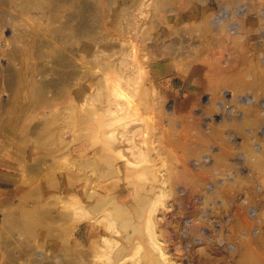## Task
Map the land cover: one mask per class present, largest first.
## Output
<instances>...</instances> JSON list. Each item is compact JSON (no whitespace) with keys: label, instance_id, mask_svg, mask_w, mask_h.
I'll list each match as a JSON object with an SVG mask.
<instances>
[{"label":"bare ground","instance_id":"1","mask_svg":"<svg viewBox=\"0 0 264 264\" xmlns=\"http://www.w3.org/2000/svg\"><path fill=\"white\" fill-rule=\"evenodd\" d=\"M214 1L221 3V6L223 4V15L219 13L221 15L219 18H216L212 6ZM239 2L241 1L151 0V3L150 1L148 3L146 0H0V144L3 143L4 132L19 126L18 136L22 143L27 145L34 142L38 150L37 157L31 158L34 162L22 166L26 167L23 171L25 169L28 171L26 173L28 175L22 172L23 178L38 174L44 179L48 177L49 181L60 171L65 175L62 179H67L65 184L74 185V188L65 185L64 188H68L66 193L68 190L70 195L75 194L77 190L75 184L78 183L76 180L82 179L84 182L80 184H83V187L81 185L80 187L83 189L79 188L78 191H85L86 194L81 193L87 197L81 202L78 199L80 203L77 205L80 192L78 197H75L76 194L70 196L71 199L66 195L69 200L64 199V201L62 197L64 205L58 208L53 199L55 200L59 192L56 186L51 185L55 178L49 181V186H45L42 180H36L35 182L38 183L32 188L34 181L27 180L31 186L28 185L29 190L24 189V191L32 195L31 203L22 201L26 194H22L21 188L22 192L19 191L23 196H20L18 204L13 203L7 212L0 213L2 215L0 264H13L14 261L23 259L24 255H28V259L21 264H117L123 256L133 253L131 248L132 250L140 248L141 245L132 246L137 244L138 233H142V224L147 227L146 230L144 228L145 231L148 229L150 231L151 238L148 237L151 242L148 244L150 243L149 247L152 246L153 251L152 254L150 253L152 256L149 254L152 259H147L150 258L147 257L148 255L144 257L147 260L145 262L144 259L145 264H163V259L171 264L172 256L168 255V250L172 240L165 237V230L160 227L155 215L153 216L157 209L153 208L147 214L145 208L150 203L153 204V201L162 199L160 197L166 194V183L170 184L173 181V174L176 172L174 169H177L179 160L167 146V139L161 136L162 127L160 125V128L157 127V123L162 120L160 116L165 118L166 110L164 112L160 110L164 109L162 100L165 95L163 96L162 91L150 83L153 81L150 77L144 79L146 70L143 72L145 68L139 63L137 55L141 53L138 47L146 43L148 34L157 26L154 22L155 17L165 23L168 15L175 18L182 17L183 14L188 17L184 27H180L176 22H170L169 28L175 39L172 38L168 43L166 41V44H162L164 55L173 58L174 63L182 62V64L186 59L185 56L188 55V59H193V62L198 56L196 46L200 42L194 36V30L202 33L204 31L205 36L210 32L211 27L215 28V31L218 28L223 31L229 30L233 20L226 17L225 9L229 10L235 7L233 4ZM197 5L202 7L198 8ZM220 11L219 9L218 12ZM199 13L202 17L200 24L197 23ZM139 14L144 18L149 17L145 30H143L145 19ZM236 18L240 19L237 14ZM32 23L33 26H29ZM242 24L239 21L237 27L233 26L240 32ZM186 34H189L187 46L184 45ZM203 35L201 34L200 37ZM202 39L204 40V37ZM206 39L208 40V37H205ZM119 42L126 43V47L116 48ZM176 43L179 46H176ZM108 46L114 50L106 51L105 47ZM127 47L130 50H126ZM165 67L166 64L164 65L166 71ZM162 103L163 108H160ZM34 110L44 112V115L35 123H20L27 113L35 112ZM158 111L163 112L164 115L159 116ZM151 112L156 115L155 119L154 115H150ZM117 117L121 118L117 120ZM123 117L131 119L122 120ZM78 120H81L80 123L84 126L90 122L87 124L88 127H92L96 132L93 135H97L95 136L97 145L91 152H86L85 144L86 151L83 150L85 153H75L79 140L82 142V138L89 134L88 131L93 132V129L90 130L87 126L82 128ZM119 120L124 123L118 124ZM91 122H95L96 127L90 126L93 125ZM73 123H78V127H81V129L77 127L79 132H75L76 129L72 126L76 125L71 126ZM69 126L74 131L72 133L71 129L69 130L71 135L75 136L67 140L65 133L68 132ZM85 128H88L87 132ZM155 130L158 131L156 134H154ZM150 133L156 135L155 138L161 137L164 141L158 138L159 141L155 139V143L152 140L155 146L150 144L151 138L150 142L145 138L150 137ZM92 138L89 140H92L93 144L95 140ZM176 143L174 142V145ZM23 145L21 152L24 150ZM25 150L20 154L26 155ZM33 151L35 150L32 149ZM163 153L175 159L170 165L166 163L169 165L168 169L174 171L173 173L161 168L163 163L169 161L165 159L169 156L164 157ZM49 154L53 155L52 163L50 161L48 163ZM63 158L66 161L64 165L59 166L58 162ZM25 159L26 157L24 161L27 162ZM21 164L24 162L19 161V165ZM181 170L179 168L177 172ZM122 171L123 173H120ZM183 172L186 170L184 169ZM117 173H120L118 176L121 175L122 178L125 175L122 182L126 179L127 183L129 182L127 186L129 184L131 186L130 191H134L132 192L134 196L129 192L131 197H134V199L130 198L131 201L123 198L124 195L111 194L112 189L115 188L110 189L108 182L109 179H114ZM142 175L147 176L148 180L144 186L137 181ZM133 177L137 182L131 181ZM64 180H62L63 184ZM111 184L115 186V183ZM139 190L141 195L136 197ZM45 194H53L50 197L52 201H45ZM58 197L57 199L60 198ZM75 201L77 206L74 204ZM157 201L158 205L161 201ZM156 203L153 205L155 206ZM84 217L90 221L88 222ZM80 218H84L88 225ZM77 221L87 225L86 231H83L84 240L77 236L80 229H76L80 224L75 226ZM49 240L47 246L51 248L46 250L47 247H44L43 242ZM40 247L44 248V252L37 255Z\"/></svg>","mask_w":264,"mask_h":264},{"label":"rangeland","instance_id":"2","mask_svg":"<svg viewBox=\"0 0 264 264\" xmlns=\"http://www.w3.org/2000/svg\"><path fill=\"white\" fill-rule=\"evenodd\" d=\"M146 1L148 3L150 1L151 3V0ZM240 1L241 2L238 4H233L235 7L229 10L225 9L227 13L224 12V14L228 19L233 20L232 24L234 23L233 25L236 27L239 25V21L242 22V30L239 32L232 24H230L232 28L229 26V30L227 29L225 31L220 28L215 31V28L211 27V33L208 32L205 36L203 35L204 31L202 33V31L195 29L194 36L198 38L197 41H200V44L198 43V46H196V55L198 56L196 57L197 60L195 58L193 62V59H188V55L185 56L186 59L183 64L182 62L174 63V60H172L173 58L164 55L165 50L162 44H166V41L168 43L172 38L175 39V36L171 34L169 28L171 23L176 22L180 27L186 25L184 22L188 17L183 14L181 15L182 17L176 16L175 18L168 15L165 19V23L157 17H155V19L152 18L157 26L153 28L151 31L152 33L150 32L148 34L146 43L142 44L144 49L147 48L142 50L141 44L138 47L140 50L139 53H141L137 55L139 63L145 68L143 72L146 70L147 74L144 75V79L150 77V79L153 80L152 82L150 81V83H153L157 89H160L163 96L165 95V98L162 97L165 99L162 100L164 101V109H160L163 112L166 110L165 115L163 112H157L159 116L160 114L164 115L165 120L160 116L162 120H160V123H157L158 125H155H157V127H159V125L162 127V131L160 132L161 136L163 139H167V146L177 157V160H179L176 167L177 169H174V171L176 170V174H173V181H171L170 184L166 183L167 192H165V195L163 194V197H160L162 199L158 200L161 202L156 200L158 202L157 205L156 201H153V204L156 203L157 206L150 203L145 208L147 214L148 211L153 208L157 209L153 216L155 215L160 227L165 230V237L172 240L168 255L172 256L173 259L170 258V261L166 258L171 264H264V0ZM216 2L217 1L212 2V6L215 10L216 18H219L221 17L219 13L223 15L222 9L224 8H222L223 4L221 6V3ZM237 5L238 7H236ZM197 6L198 8L202 7L201 5ZM218 8L221 10L220 12H218ZM239 8L244 10H240ZM238 12H241L242 15ZM235 13L240 19L236 18ZM139 16L144 18L142 14H139ZM215 16L212 17L213 20H215ZM144 19L143 30L147 29L146 22L149 20V17ZM155 20L159 23H156ZM201 20L202 17L200 14L197 23L201 22ZM235 20L238 22H235ZM29 26H33V23ZM200 32L203 35L201 37V34H199ZM188 35L189 34H186L185 38ZM149 36L153 37L150 38ZM203 37L204 40L202 39ZM205 37H208V40L206 39L207 41ZM221 37L224 38L223 41ZM177 38L178 37H176V39ZM187 38L184 39L185 46L189 43V38ZM177 43L180 44L179 41ZM177 43L176 46L178 45ZM206 44L207 46H205ZM117 45L116 48L121 49L122 47L124 48V46L126 47L127 44H120L119 42ZM105 49L108 52L114 50V48L110 46L105 47ZM125 49L130 50L128 47ZM143 51L147 54L146 56L143 54ZM150 53L152 54L150 55ZM190 61L192 63H190ZM165 64L167 65V67H165L167 68L166 71L164 69ZM163 103L160 108H163ZM34 111L35 112L27 113L26 117H23L20 123H35L44 115V112H37L38 110ZM155 114L151 112L150 115H154L153 117L155 119ZM119 118L121 117H117V120ZM124 118L125 117H123L122 120H124ZM125 119L130 120L131 118ZM16 120L17 118L14 121V125H16ZM89 121L91 120H88V122ZM161 121L163 122L161 123ZM80 122L82 121L78 120L81 127H88L89 125L87 124L90 123L84 126L82 125L83 123ZM139 122H141V120H139ZM78 123L71 124V126L76 125L72 126L75 127V132H79ZM91 123H93V125L90 124V126L96 127V125H94L95 122ZM121 123L124 122L120 121L118 124ZM154 123H156V121ZM81 127L79 129H81ZM88 128H85V130H88ZM91 128L92 127L89 129L91 130ZM70 129L72 133L74 132L72 131L73 128L70 126L67 128L68 132L65 133L67 140L74 138V134L71 135L72 133L69 131ZM19 132V126L7 130L4 132L5 134L3 133V143L0 144V150H2L5 156L7 155V160L0 161L1 214L7 212L10 205H13V203L15 205L18 204L21 199L22 189V194H26L24 189L29 190L27 186L30 185L27 180L34 181L32 186L30 185L32 188L33 185L38 183L35 182L36 180H42L45 186H49V181L55 178L56 181L53 180L54 183L51 185L57 187L59 193L56 191L55 194L58 193L60 195H58L60 198L57 196L59 199L64 197L63 200H66V195L70 197L74 194L70 195L71 193H68V190V194L65 192L66 189H68L64 188L65 185L68 187L71 186V183L65 184L67 179L66 177V180L62 179L65 175L60 171L55 173L49 181L48 177L44 179L43 176L38 174L25 176V179L23 178L24 174L28 175L26 174L28 171H26V169V172L23 171L26 167L22 166H26V163H33L35 157L38 155V150L34 142L27 143V145L29 144L28 146L24 144V142L22 143V140L18 136ZM157 132L155 130L154 134ZM88 133L89 134L84 137L85 140L82 138L83 143L79 140V145L76 144V154L85 153V147H87L86 152H91L94 150L95 145H97V137L95 138L97 135H93L96 134L94 129L92 133L91 131H88ZM154 134L150 133V137H145L148 142H150L149 139L151 138L150 140L152 143L150 144H153L155 139L159 141L158 138H161H155L156 135L154 136ZM151 136H153V138ZM91 138L95 140L93 143L94 145L91 143L92 140H89ZM163 139L161 138L162 142L164 141ZM156 141H154V143ZM174 142L177 143L174 145ZM158 143L156 144L158 145ZM23 144L28 148H25ZM22 145L24 147L22 149H26V153H24L26 155H22L24 151L21 152ZM89 145L91 147H89ZM153 145L155 146V144ZM88 147L90 149H88ZM32 149L35 150L33 151L34 153ZM20 152L22 154H20ZM50 155L51 154L48 155V163L49 161L52 163L51 159L53 155H51L52 157ZM166 156L169 155L165 154L164 157ZM16 157H19V159ZM25 157L27 162L24 161ZM33 157L34 159L32 160L31 158ZM165 159H169V163L167 161L165 162ZM165 159L163 162L169 165L175 160L171 159L170 156ZM19 161L21 163L23 161L24 164L19 165ZM65 161V158L60 159L58 165H64ZM165 164L163 163L161 168L167 170L169 168L167 166L169 165ZM165 167L167 168L165 169ZM179 168L182 170L177 172ZM184 169L186 172H183ZM168 170L172 172V170ZM22 172L24 173L23 175ZM165 172L167 173L168 171ZM120 173H123V171ZM120 173H117V175H115L116 177L114 176L115 178L111 177L115 180L109 179L108 184L110 189L114 187L115 189H112V191H116H111V194L116 193L124 195L123 198H128L131 201L130 198L134 199L129 193L131 192V186L130 184L127 186L129 182L127 183L126 179H124L126 182H122L125 175H122L123 178L119 175L120 178L118 176ZM19 175L21 178H19ZM141 177L142 178L138 177L139 179L137 178V181L141 186H144L148 182L146 179L147 176L142 175ZM133 179L131 181L137 182L134 177ZM62 180H64V184ZM76 181H78L79 184L77 182L76 184L74 183L76 186L75 189H77V193L74 190L76 194L74 195L76 197L80 192L78 195L79 197L77 196V202L78 199L81 202L87 198L86 195H84L86 194L84 193L85 191H78L80 190L79 188H81L80 185L83 187V184L80 183L84 181L82 179ZM120 182H122V184H120ZM111 183H113V185L115 183V186H112ZM123 183H126V185ZM21 185L24 188L21 187ZM72 186L74 188V185ZM119 189L120 191H118ZM139 192L140 190L137 192L136 197L141 195V192ZM29 194H26L25 199L22 200L28 202V204L31 203V199L33 198L32 195ZM133 194L134 193H132V195ZM45 196V201H52L50 197H52L53 194H45ZM57 197L55 200L53 199V201H56V206L61 208L65 200H59ZM77 202L74 204L76 205ZM80 202H78L77 205H79ZM1 214L0 217H2ZM84 218H80V220L85 223L87 218L86 220H84ZM0 221L2 220L0 219ZM82 222L77 221L75 226H78L77 224L80 223V227L78 226L76 228H80L77 236L79 239L84 240L83 231H86L88 223L86 222L85 224L87 225H85ZM166 227H168V230H166ZM144 228L146 230L147 227L142 224V233H138L139 239L137 238V244L131 245L132 247L141 245L140 248H134L135 250L131 248L130 250L133 251V253L131 254L129 250L130 253L126 256L121 254L123 259L121 258V261L117 262V264H124L126 262V264H136L137 262V264L140 262L145 264L147 255V257H150L147 259L153 258L151 257L153 253L151 250L152 246L150 248V243L148 244V242H151V234L149 229L145 231ZM49 243L50 240L43 242L44 247H47L46 250H50L51 248V246H47ZM43 250L44 248L42 247L38 248L37 255L44 252ZM27 256L28 255H24L23 259H18L14 261L13 264H21L27 261ZM160 259L162 260V258ZM163 261L165 262V260H162L164 264ZM166 263L169 264V262H165V264Z\"/></svg>","mask_w":264,"mask_h":264},{"label":"crops","instance_id":"3","mask_svg":"<svg viewBox=\"0 0 264 264\" xmlns=\"http://www.w3.org/2000/svg\"><path fill=\"white\" fill-rule=\"evenodd\" d=\"M7 160V155L5 156L4 153H2V150H0V161H5Z\"/></svg>","mask_w":264,"mask_h":264}]
</instances>
